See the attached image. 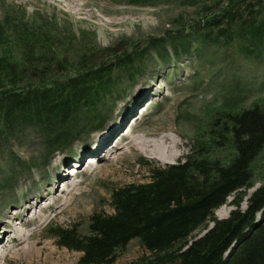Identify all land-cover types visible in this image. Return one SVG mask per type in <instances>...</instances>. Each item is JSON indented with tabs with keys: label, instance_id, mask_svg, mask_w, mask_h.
<instances>
[{
	"label": "rangeland",
	"instance_id": "1",
	"mask_svg": "<svg viewBox=\"0 0 264 264\" xmlns=\"http://www.w3.org/2000/svg\"><path fill=\"white\" fill-rule=\"evenodd\" d=\"M227 5L228 0H156L143 5L128 0H0V61H6L0 64V97L6 90L24 94L47 89L53 80L75 76L82 66L113 65L111 91L97 104L90 122L86 114L81 116L83 123L63 147L48 151L33 123L10 126L7 119L0 120V208L7 203L14 210L13 204L35 206L38 201L35 209L41 207L44 220L25 229L36 231L41 243L15 252V232L1 230L0 221L1 241L8 248L0 250V264H29L25 261L30 256V264H82V252L60 246L49 236L51 225L87 234L93 213L114 212V189L149 182L151 164L184 162L196 130L222 103L241 108L264 103V33L255 37L247 32L264 19V0H247L234 22L225 20L207 37L200 36L212 15L223 19ZM152 39L162 40L160 48H152ZM127 53L136 59L123 66L121 56ZM10 64L16 72L10 71ZM155 129L173 142L160 146L153 141L154 146L145 147L142 141L153 138L144 132ZM105 145H122L121 155L101 149ZM91 156L97 168L90 165ZM253 167V186L241 192L242 211L264 185V149ZM72 170L78 175H69ZM63 184L71 190L63 191ZM44 190L64 200L54 202ZM235 196L215 211V218L226 219L238 208L232 204ZM33 213V208L24 210L15 219L30 220ZM213 226L210 222L195 234L202 237ZM150 254L133 239L110 264H129Z\"/></svg>",
	"mask_w": 264,
	"mask_h": 264
},
{
	"label": "trees",
	"instance_id": "2",
	"mask_svg": "<svg viewBox=\"0 0 264 264\" xmlns=\"http://www.w3.org/2000/svg\"><path fill=\"white\" fill-rule=\"evenodd\" d=\"M128 1L143 5L156 0ZM246 1L228 0L223 19L212 15L200 36L207 37L225 20L234 22ZM183 2L196 4L197 0ZM247 7L253 11L250 3ZM248 28L254 36L263 34L264 19ZM161 42L152 39V48H160ZM134 56H121L123 66L130 65ZM111 66H82L75 76L53 80L43 90L29 89L24 94L6 90L0 97V120L7 119L10 126L33 123L48 151L63 147L83 123L81 116L86 114L90 122L97 104L111 91ZM9 69L13 72L15 67L10 64ZM195 139L184 162L151 164L149 182L114 189V212L93 213L87 234L55 223L48 229L49 236L57 238L60 246L82 252V264H110L133 239H139L151 254L129 264H264V185L248 198L246 210L239 208L241 192L253 186V164L264 149V103L248 108L222 103L196 130ZM231 195H237L232 204L238 208L226 219L215 218V211ZM258 214L263 218L257 220ZM210 222L214 226L198 237L195 232L208 228Z\"/></svg>",
	"mask_w": 264,
	"mask_h": 264
},
{
	"label": "bare ground",
	"instance_id": "3",
	"mask_svg": "<svg viewBox=\"0 0 264 264\" xmlns=\"http://www.w3.org/2000/svg\"><path fill=\"white\" fill-rule=\"evenodd\" d=\"M145 137H147V138H153V140H151V139H146V140H144V141H142V143H143V145L145 146V147H152V146H154V143H153V141H156V142H158L159 143V145L161 146V144H166V143H168V142H173V141H171V137L168 135V134H163V135H161L160 134V130H158V129H155V130H150V131H148V132H144V134H143ZM123 146L122 145H119V146H117V145H113V146H109V145H105V146H101V149H110V150H113V151H115V150H117L116 152L118 153L119 151H118V149H121ZM120 153V152H119ZM144 153V152H143ZM114 154H116V153H114ZM117 155V154H116ZM119 155V154H118ZM120 155H121V153H120ZM86 156V155H85ZM117 157V156H116ZM120 157V156H119ZM117 159V158H116ZM116 159H115V161H116ZM110 160H111V158H110ZM114 160V159H113ZM112 161V160H111ZM166 161V160H165ZM77 162L78 161H76L75 162V165H77ZM113 162V161H112ZM167 163V162H166ZM168 165L170 164V165H172V164H175V163H167ZM90 165L91 166H95V168H97V166H98V164H97V162H96V160H94L93 159V156H91L90 157ZM112 165V164H111ZM79 167H80V165H78ZM76 167V166H75ZM103 167V166H102ZM105 167V166H104ZM99 169V168H98ZM84 171V170H83ZM57 172H58V174H60L61 173V171L59 170H57ZM78 173H79V171L78 170H72V171H70L69 172V175L71 174V175H74V176H76V175H78ZM81 173H83V172H81ZM57 174V175H58ZM64 182H65V180H64ZM47 184V183H46ZM73 184V183H72ZM36 185V184H35ZM64 186L62 187V190L63 191H68V190H71V189H69L68 188V185L67 184H63ZM75 185H77V184H74V186ZM71 186V185H70ZM67 187V188H66ZM73 187V186H72ZM45 188V187H44ZM76 188V187H75ZM45 191V190H44ZM51 191V190H50ZM50 191L48 192H46L44 195L45 196H47V197H49V198H51L50 196H51V193H50ZM114 191V190H113ZM112 194H113V192H112ZM59 197H62V198H59ZM51 199H54V202H59L60 200H64V197L63 196H61L60 194H58V195H55V197H53V198H51ZM64 202V201H63ZM34 203V202H33ZM50 203H52V202H50ZM35 204H36V202H35ZM13 205H15V209L14 210H10L11 208H10V205H7V203H5V204H3L2 206H1V208H0V216H1V219H0V221H1V223L3 224L2 225V228L3 229H1V230H4V231H8V230H11V231H14L15 232V240H17V242H16V244H15V246H14V252L15 251H20V250H26V249H30V248H34V247H36V246H38L40 243H41V240H39L38 239V234H37V232L36 231H32V232H29V233H27L26 232V228L28 229V227L29 226H31V224L32 223H34V222H38L39 221V219H40V214H39V210L37 209V210H35V206L34 205H31L30 204V202H28V203H25V204H22V203H19L18 205H17V203L16 204H13ZM111 205H112V197H111ZM62 206V203H60V205H59V207H61ZM37 207V206H36ZM113 207V206H112ZM10 208V209H9ZM31 208H33V210H34V213H33V215H32V219H30V220H27L26 218H19L20 220H21V222L19 221V219L18 220H16L15 218H16V215H21V213L22 212H24V210L26 211V210H28V211H30V209ZM39 209H41V208H39ZM114 209V208H113ZM64 212V211H63ZM108 214H111V213H108ZM25 215V217H26V214H24ZM220 215V214H219ZM28 216V215H27ZM18 217V216H17ZM15 219V220H14ZM40 221H42L41 223L43 224V218L42 219H40ZM7 222V223H6ZM20 226V227H19ZM23 228V229H22ZM210 230V229H209ZM208 230V231H209ZM207 231V232H208ZM203 236V235H202ZM9 240V239H8ZM6 243H3L2 241H1V235H0V250L1 249H3V248H7L6 247ZM8 249V248H7ZM39 249H41V248H39ZM11 250V251H12ZM38 250V249H37ZM7 251V250H6ZM30 251V250H29ZM43 251V250H42ZM18 253V252H17ZM53 253V252H52ZM3 254H5L4 252H3ZM9 254V253H8ZM22 254V253H21ZM30 254H32V253H30ZM18 255V254H17ZM26 255V254H25ZM24 255V256H25ZM28 255H29V253H28ZM41 255V254H40ZM5 257H6V255H5ZM8 257V256H7ZM18 257H20L19 255H18ZM22 257H23V255H22ZM31 257V256H30ZM30 257H28V258H30ZM42 257H45V256H42ZM25 258V257H24ZM28 258L26 259L27 260V262L25 261V259L23 260V258H22V260H23V262L25 261V263H29L30 264V262H28ZM21 259V258H20ZM39 259V258H38ZM55 259V258H54ZM65 260V259H64ZM41 261V260H40ZM49 261V260H48ZM57 261V260H56ZM63 261V260H62ZM19 262V261H18ZM38 262V261H37ZM65 262V261H64ZM19 263H21V261L19 262ZM35 263V262H34ZM39 263V262H38ZM60 263H62V262H60V260L58 261V264H60ZM42 264V263H41ZM45 264V263H44Z\"/></svg>",
	"mask_w": 264,
	"mask_h": 264
}]
</instances>
